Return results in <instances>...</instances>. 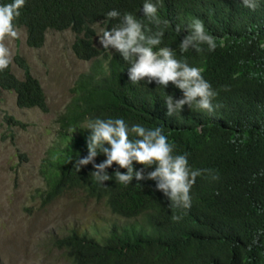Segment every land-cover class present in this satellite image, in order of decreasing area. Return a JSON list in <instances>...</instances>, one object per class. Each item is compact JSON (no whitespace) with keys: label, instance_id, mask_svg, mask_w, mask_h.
<instances>
[{"label":"trees","instance_id":"1","mask_svg":"<svg viewBox=\"0 0 264 264\" xmlns=\"http://www.w3.org/2000/svg\"><path fill=\"white\" fill-rule=\"evenodd\" d=\"M230 2L237 3L163 0L158 7L161 19L170 22L165 30L173 31V39L166 43L172 47L178 48L185 36L183 30L175 31L176 25L186 26L187 18L216 19L213 27L219 29L216 57L198 53L213 60L206 64L203 76L217 92L214 111L191 110L186 105L168 117L166 95L179 99L182 91L171 82L166 89L155 82L131 84L129 65L114 51L96 45L97 26L103 32L118 22H105L108 11L116 9L141 18L143 0H26L15 23L17 29L26 31L28 47L42 49L51 31H71L75 56L91 63L79 75L71 90L72 100L58 119L61 144L47 153L43 164L49 186L44 204L70 194L80 201L104 203L124 221L113 224L105 236L72 231L55 241L69 264H264V235L253 243L264 230V50L258 47L264 41V11L261 5L253 11L238 4L229 16L226 7ZM14 62L24 77L16 76L11 61L0 72V99L5 92H13L20 109L48 113L41 82L20 55ZM97 116L162 127L175 144L176 154L188 153L191 167L211 169L219 179L197 177L187 210L169 208L155 181L133 180L125 186L113 177L105 186L94 182L92 165L77 171L74 160L87 155L89 131L83 130V122ZM70 127L76 131L69 133ZM103 159L98 156L96 163ZM116 168H109V175ZM173 214L180 219L173 220Z\"/></svg>","mask_w":264,"mask_h":264},{"label":"clouds","instance_id":"2","mask_svg":"<svg viewBox=\"0 0 264 264\" xmlns=\"http://www.w3.org/2000/svg\"><path fill=\"white\" fill-rule=\"evenodd\" d=\"M235 1L236 4L230 2L226 7L229 16L238 4L253 11L261 5L264 11V0ZM162 2L143 0L141 18L116 9L108 11L105 22L113 19L118 22L98 36L99 45L105 51H114L129 65L127 76L131 84L155 82L159 88L166 89L171 82L182 91L183 96L179 99L166 95L164 101L168 117L180 113L186 105L191 110L211 113L217 92L203 75L206 64L213 60L198 53L204 51L212 59L216 57L219 51V29L213 27L216 19L204 20L200 16H193L187 18L186 26L177 24L175 31L181 33L183 30L185 36L178 48L172 47L166 43L167 39H173V31L167 33L165 30L170 22L161 19L158 14ZM25 4L26 0L0 3V72L11 63L9 49L2 41L18 36L15 21L21 16ZM150 26H154L155 30ZM258 47L264 50V41ZM82 127L89 131L86 138L87 155L74 160V169L80 171L91 164L93 171L90 175L94 182L102 186L113 177L116 183L125 186L133 180L155 181L156 190L168 199L169 208L187 210L192 205L191 190L197 177L203 176L211 181L219 179L211 169L191 167L188 153L176 154L175 144L169 142L168 135L160 126L149 128L141 123L126 122L123 118L97 116L85 119ZM67 131L74 133L76 130L70 127ZM101 155L105 159L96 163V158ZM135 164L143 167L137 169ZM113 165L117 168L113 175H109L108 169ZM120 169H126V172ZM148 169L151 170L146 171ZM172 219L179 220L180 216L173 214ZM261 235H264V230L254 237L253 243H258Z\"/></svg>","mask_w":264,"mask_h":264},{"label":"rangeland","instance_id":"3","mask_svg":"<svg viewBox=\"0 0 264 264\" xmlns=\"http://www.w3.org/2000/svg\"><path fill=\"white\" fill-rule=\"evenodd\" d=\"M17 31L16 38L2 41L13 72L24 77L14 62L20 55L41 82L49 112L20 109L13 92L0 99V264H69L55 241L72 231L105 236L113 224L124 222L104 203L80 201L70 194L44 204L49 186L43 164L47 153L61 144L58 119L72 100L79 75L91 63L75 56L71 31L49 32L42 49L28 47L26 31ZM97 31L102 35L100 26ZM98 36L96 45L102 49Z\"/></svg>","mask_w":264,"mask_h":264}]
</instances>
